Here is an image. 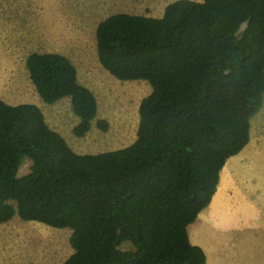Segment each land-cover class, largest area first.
<instances>
[{
    "label": "trees",
    "instance_id": "obj_1",
    "mask_svg": "<svg viewBox=\"0 0 264 264\" xmlns=\"http://www.w3.org/2000/svg\"><path fill=\"white\" fill-rule=\"evenodd\" d=\"M95 38L112 76L151 86L134 141L80 154L39 106L0 98V223L18 216L70 228L72 252L61 264H206L187 228L262 106L264 0H174L160 17L117 12L98 22ZM25 66L44 102L70 97L72 132L84 136L97 101L72 61L34 51ZM25 160L28 172L18 175ZM124 241L132 246L121 249Z\"/></svg>",
    "mask_w": 264,
    "mask_h": 264
},
{
    "label": "rangeland",
    "instance_id": "obj_2",
    "mask_svg": "<svg viewBox=\"0 0 264 264\" xmlns=\"http://www.w3.org/2000/svg\"><path fill=\"white\" fill-rule=\"evenodd\" d=\"M172 1L0 0V98L12 105L39 106L47 124L77 153L129 145L136 137L139 103L151 91L146 80L112 76L113 81L90 83L97 115L90 130L77 137L72 128L78 117L70 97L44 102L29 78L25 59L34 51L64 53L73 61L81 81L88 84L86 65L95 57V28L100 20L117 12L160 17ZM97 118L108 122L106 130L96 126ZM29 164L25 160L18 175L27 173ZM221 175L224 193L215 200L209 220L197 216L190 224L191 242L203 248L206 264H264V97L250 119L248 143L227 159ZM37 223L14 216L7 226H0V264H61L71 254L70 228ZM130 246L124 241L119 247L126 250Z\"/></svg>",
    "mask_w": 264,
    "mask_h": 264
},
{
    "label": "crops",
    "instance_id": "obj_3",
    "mask_svg": "<svg viewBox=\"0 0 264 264\" xmlns=\"http://www.w3.org/2000/svg\"><path fill=\"white\" fill-rule=\"evenodd\" d=\"M101 21V20H100ZM96 48V46H95ZM51 52V51H49ZM57 53H61V52H58L56 51ZM61 54H64V53H61ZM66 55V54H64ZM95 57H94V60L91 62L92 64L91 65H86V70L88 71L89 73V76L87 77L88 79V84L87 83H83L79 77V74H78V70L76 68V72H77V79H78V82L84 86H86L90 91H92V93L94 94V90L92 89L90 83L94 84L96 83V81H113V78H112V75L99 63L98 61V57H97V51L95 50ZM67 56V55H66ZM68 57V56H67ZM69 58V57H68ZM70 59V58H69ZM73 63V61H72ZM115 80V79H114ZM118 80V79H117ZM92 81V82H91ZM94 88V87H93ZM95 96V94H94ZM96 98V97H95ZM97 101V100H96ZM234 156V155H233ZM227 161V160H226ZM226 164V162H225ZM224 164V165H225ZM224 167V166H223ZM221 172H222V169L220 170V173H219V181H218V184H217V188L218 190L216 189V192L214 193L213 197H212V202H210L208 204L207 207H205L202 211H200L199 215H198V219L199 220H204V221H207L211 218V212H214V204H215V200L217 199V197L223 195L224 191L222 190V187H223V183L224 182H220L221 181ZM224 189V188H223ZM213 215V213H212ZM7 222L5 223H0V226H7L6 224ZM31 223H35V222H31ZM38 225L40 226H44L43 224H40V223H37ZM36 224V225H37ZM198 225V224H197ZM190 228H188V233H189V236H190V239L191 241L193 242V238H194V235H193V230H192V225H189ZM214 263V262H213Z\"/></svg>",
    "mask_w": 264,
    "mask_h": 264
}]
</instances>
